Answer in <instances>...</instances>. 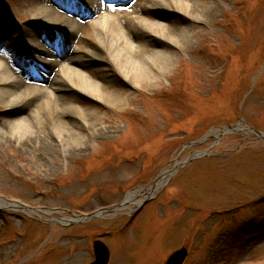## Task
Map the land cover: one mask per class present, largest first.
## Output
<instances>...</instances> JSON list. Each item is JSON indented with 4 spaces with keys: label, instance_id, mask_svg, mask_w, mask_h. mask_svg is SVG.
Wrapping results in <instances>:
<instances>
[{
    "label": "rangeland",
    "instance_id": "374dc122",
    "mask_svg": "<svg viewBox=\"0 0 264 264\" xmlns=\"http://www.w3.org/2000/svg\"><path fill=\"white\" fill-rule=\"evenodd\" d=\"M25 3L0 0V29L8 27L0 59L8 52L22 69L32 62L18 58V41L26 26H40ZM216 4L208 23L167 55L152 85L132 86L98 47L103 58L91 70L117 85L122 102L85 95L97 122L112 129L83 153L53 157L0 146V197L46 208L0 207V264H89L95 239L108 244L109 264H164L182 246L190 250L185 264H264V141L245 131L215 138L212 130L243 118L264 132V0ZM166 12L173 23L185 20L182 12ZM80 34L84 50L95 45L92 25ZM3 109L0 103V117ZM205 150L213 154L182 165ZM173 166L140 208L135 202L73 224L63 219L119 204Z\"/></svg>",
    "mask_w": 264,
    "mask_h": 264
},
{
    "label": "bare ground",
    "instance_id": "6f19581e",
    "mask_svg": "<svg viewBox=\"0 0 264 264\" xmlns=\"http://www.w3.org/2000/svg\"><path fill=\"white\" fill-rule=\"evenodd\" d=\"M47 1L57 7L45 5ZM109 1L115 7L109 9ZM216 2L26 0L23 10L30 12L40 26H26V39L18 41L23 48L18 58L24 55L31 64L25 63L22 69L13 62L15 56L1 52L0 103L4 109L0 146L17 145L23 151L53 157L71 158L83 153L112 129L97 122L98 110L83 104L85 95L111 106L122 102L117 85L91 70L90 64L103 58L98 47L111 55L132 86L152 85L157 80L155 71L165 67L167 55L179 50L180 40L190 39L198 26L204 27L212 18ZM168 10L182 12L185 20L171 22ZM74 13L79 17L72 16ZM87 24L98 35L95 45L84 50L80 32ZM7 28L0 29V37ZM174 171L173 166L159 176L151 190L165 183ZM136 193H129L127 203L118 210L140 203L142 199L135 197ZM2 205L6 202H0Z\"/></svg>",
    "mask_w": 264,
    "mask_h": 264
},
{
    "label": "water",
    "instance_id": "95a60500",
    "mask_svg": "<svg viewBox=\"0 0 264 264\" xmlns=\"http://www.w3.org/2000/svg\"><path fill=\"white\" fill-rule=\"evenodd\" d=\"M242 122H245V124L247 126H240ZM212 130H216L218 131V133L216 134L215 138H219L224 134L230 133V132H238V131H245V132H255V134L260 137L262 140H264V132L255 129L254 127H252L248 122H246L243 118H241L239 120V122H236L235 124H230V125H225V126H220L217 128H214ZM211 130V131H212ZM203 139H198V140H194L190 143H188V146H193L196 144H200L202 142ZM213 153L210 151H202L197 153L196 155H194L193 157L186 159L182 162V165H187L189 163H191L192 161H194V159H197L199 157H202L204 155H212ZM149 185V184H148ZM147 185V186H148ZM156 185V184H155ZM133 192H137L138 194H150L152 192L151 189H146V190H138V191H133ZM146 199H143V202ZM0 202H6V205H2L0 206L1 208H6V209H13V210H23V211H31L34 213L37 212H44L46 213L44 207H33L30 204H26L22 201H18V200H12V199H8L4 196L0 197ZM127 203V200H123L120 204H114L108 207H104L101 208L100 210L90 213V214H76V213H71L72 218H64L65 220H67L69 223H73V222H79V221H83V220H89L93 217H100L102 215V213L104 212H112L117 210L118 208H121V206H123L124 204ZM93 246H94V254H95V259L90 263V264H108L110 261V249L108 247V245L102 241L101 239H96L93 242ZM189 255V250L187 246H182L180 248H178L177 250H175L174 252H172L167 260L165 261L164 264H184V262L186 261L187 257Z\"/></svg>",
    "mask_w": 264,
    "mask_h": 264
}]
</instances>
